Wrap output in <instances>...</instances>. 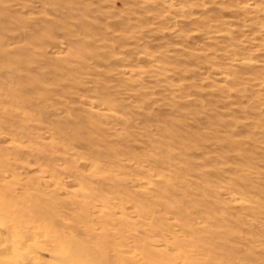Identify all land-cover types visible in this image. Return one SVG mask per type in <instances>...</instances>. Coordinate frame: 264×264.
<instances>
[{"label": "rangeland", "instance_id": "1", "mask_svg": "<svg viewBox=\"0 0 264 264\" xmlns=\"http://www.w3.org/2000/svg\"><path fill=\"white\" fill-rule=\"evenodd\" d=\"M0 161V230L264 264V0H0Z\"/></svg>", "mask_w": 264, "mask_h": 264}, {"label": "bare ground", "instance_id": "2", "mask_svg": "<svg viewBox=\"0 0 264 264\" xmlns=\"http://www.w3.org/2000/svg\"><path fill=\"white\" fill-rule=\"evenodd\" d=\"M2 91H4V90H2ZM23 92L24 91L21 88V89L10 90V92L5 93V94H7V96L9 95L11 97H13L14 95H17L18 97H20L22 100H24L26 102L27 99H26V97L23 96L24 95ZM8 100H9V98H8ZM2 160H4V158ZM0 162H2V161H0ZM82 164L83 165H88L87 163H82ZM79 167H81V166H79ZM1 171H2V169H1ZM235 197H236V195H235ZM0 207H1V205H0ZM7 214H9V212ZM56 215H54V216H56ZM26 216H28V215H26ZM31 216H33V215H31ZM49 220L57 222L58 225H62L61 226V234L54 237V235H52L50 233V231L47 230L46 231V238L44 240H42V238H41L42 241H40V240L37 241V240L34 239V237L36 235L38 236V235H41V234H39L38 231H34V233H33V230H36V228H38V226H41L44 229H48V227H47V224H48L47 218H45L43 216L39 215L38 218H35V219H32V220H29V218L26 217V218H22L21 221H19V222H15L12 219L11 222L8 221V223H5L2 226V229H1L2 231L0 230V243H2L4 241H7L5 239V236L7 238H9V237H11L13 235H19V234H21L26 240L23 241L24 243L22 244V247H17L15 245L10 247V245L6 243L5 248H4L0 244V258H1L0 261H2V260H3V262L4 261H9V263L12 262V264L13 263L14 264H43V262H44V264H47L49 260L46 259L47 263L45 261H42L44 259V258L42 259V253H43V254H49L50 257L52 259L56 260L58 263H59V261L68 260L71 257V255H73V254H79V255L87 256L86 257L87 263H90V264H177V262H175V263L163 262L162 256L156 258V257H154L155 255L153 253H151L150 251H148V250L142 251V252H140L137 255H132L131 256L130 254H125V252H128V249H127V251L126 250L123 251V249L121 250V248H118L120 250H118L117 248H113L114 250H112V248H110V247L107 248L106 246H103V245H100V246L88 245L87 242L89 243V241H91L93 239H89V240H87V239L91 238V237H88V238H86L84 240H81V239L79 240V239L73 237L72 235H70V233L80 232L79 231V228H80L79 224H82L84 229H85V230L83 229L84 230L83 232L87 231L86 233H89V235L91 236V234L93 233L92 229H95V227L92 226V228H89V225L87 223H84L85 220L82 221L83 223L79 222V221H75L73 224H69L67 222L68 220H65L67 222L66 224H65V222L61 224L60 221L58 222L57 219L55 220L54 218H51V217H50ZM104 226H106V225H104ZM151 226L153 227V225H151ZM90 227H91V224H90ZM155 228H156V226H155ZM100 229H101V227H100ZM167 231L169 232L168 229H167ZM35 232H37V233H35ZM154 233H155V231H154ZM167 233H165V234H167ZM169 233H172V232H169ZM162 234H163V232H162ZM86 236H88V235H86ZM181 236H183V235H181ZM144 237H145V235H144ZM176 237H178V236H176ZM35 238H37V237H35ZM123 238H125V237L123 236ZM135 238H137V237H135ZM175 238H173V239H175ZM82 239H83V237H82ZM157 239H160V238L158 237ZM173 239H171L172 242H173ZM149 240H152V239H149ZM167 240H168V238H167ZM171 240H169V241H171ZM183 240H184V238H183ZM14 241L19 242L18 239L14 240ZM28 241H30V242L33 241V244L36 243L37 245L35 244L36 245L35 247H37L36 249L39 250L40 252H36L34 250L35 248L33 249V247L31 248L29 246V244H28ZM165 241L166 240H163L161 242V244H163V242L165 244ZM187 241H189V240H187ZM10 242H11V240H10ZM127 242H128V240H127ZM183 242L185 243L186 241H183ZM21 243L22 242H20V244ZM150 243L151 242H149V244ZM154 243H156V242H154ZM171 243H169V244L171 245ZM186 243H188V242H186ZM11 245H13V243H11ZM131 245H134V244H131ZM131 245H129V246H131ZM165 245H167V244H165ZM145 246H147V244ZM158 246L159 245H156L154 247H158ZM162 246H159L158 248L160 249V247H161L162 250H164L165 247L164 246L162 247ZM6 247H9V248H6ZM131 247H133V246H131ZM145 248H147V247H145ZM170 248H172V247L170 246ZM167 250H165V252H167ZM170 250H168V251H170ZM176 250H179V248L176 249ZM152 255H154V256H152ZM184 257H186V256H184ZM180 259H181V257H180ZM186 259H188V257H186ZM229 259H231V258H229ZM189 260H191V259H189ZM0 263H2V262H0ZM9 263H7V264H9ZM3 264H5V263H3ZM180 264H192V263H190V261H188V260L187 261L186 260H181Z\"/></svg>", "mask_w": 264, "mask_h": 264}]
</instances>
